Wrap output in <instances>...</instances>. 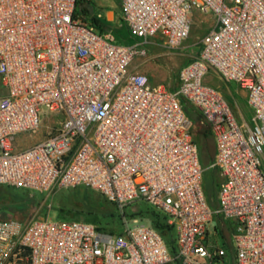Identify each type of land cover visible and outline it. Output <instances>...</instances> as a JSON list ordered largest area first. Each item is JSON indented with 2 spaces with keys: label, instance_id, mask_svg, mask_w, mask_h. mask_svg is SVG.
<instances>
[{
  "label": "built area",
  "instance_id": "built-area-1",
  "mask_svg": "<svg viewBox=\"0 0 264 264\" xmlns=\"http://www.w3.org/2000/svg\"><path fill=\"white\" fill-rule=\"evenodd\" d=\"M117 1L134 44L92 25L111 20L92 0H0V187L50 194L83 185L123 217L115 233L49 215L0 219V264H224L228 249L209 228L215 215L236 264H264V0ZM195 13L213 19L198 55L176 89L153 85L135 58L157 42L181 47ZM210 73L245 91L250 125L207 83ZM188 107L214 139L211 168L223 178L215 211ZM47 121L40 142L18 146ZM140 201L166 216L175 252L158 229L126 219Z\"/></svg>",
  "mask_w": 264,
  "mask_h": 264
},
{
  "label": "rangeland",
  "instance_id": "rangeland-1",
  "mask_svg": "<svg viewBox=\"0 0 264 264\" xmlns=\"http://www.w3.org/2000/svg\"><path fill=\"white\" fill-rule=\"evenodd\" d=\"M91 7L95 14L101 13L104 16L111 14L109 23L112 26V33L117 43H120L122 40H126L129 44L136 42V39L130 35L127 25L119 15L120 6L117 0H92ZM212 26V18L195 13L191 35L181 47L172 49L158 42L154 45H148L147 55L137 56L134 60L133 67L137 66L140 72L146 73L153 85L161 84L167 90L176 89L179 84L178 75L181 67L185 63H189L194 56L198 55L202 46L201 40ZM206 81L208 84L219 88L227 96L230 103L236 106L235 110L236 112H240V118L248 121L250 113L247 105V97L240 91L237 84L225 83L214 73H210ZM4 92V87L0 81V99L4 95ZM188 112L193 117L192 119L195 120L193 131L195 139L200 146L201 162L205 168L203 188L209 204L215 211L218 209V190L223 178L216 169L211 168V156L214 155L215 149L214 139L212 137L205 139L193 110L188 107ZM53 124L54 121H47L41 133L21 135L17 139L18 146L28 148L40 142L43 139V135ZM3 193H9V190L3 188ZM13 193H18L19 197H23V199H30V211L23 215H16L12 212L5 213V209L12 204L13 198L10 196L7 198L0 196V218L2 219L17 218L24 222H29L34 219L45 218L49 215V218L53 221L79 220L100 224L101 222L108 223L109 220H102L99 206L100 204L102 206V202L106 201L94 190L83 185L57 189L50 194L23 190ZM152 209L154 208L145 202H135L124 211V216L129 223L137 221L144 222L147 225H155L158 222L154 218ZM121 222L123 224V220ZM117 225L118 222L115 221L110 224V226L114 227ZM209 228L212 235H214L216 244L218 246L226 245L228 249V255L225 257L224 264H236L231 234L230 232H226L225 240L222 234V221L217 215H215L214 221L210 224Z\"/></svg>",
  "mask_w": 264,
  "mask_h": 264
},
{
  "label": "trees",
  "instance_id": "trees-1",
  "mask_svg": "<svg viewBox=\"0 0 264 264\" xmlns=\"http://www.w3.org/2000/svg\"><path fill=\"white\" fill-rule=\"evenodd\" d=\"M82 10L88 15H90V13L92 12L87 7H84ZM92 25L95 26L96 28H100L102 31L112 30V26L109 22L97 19L96 17H92ZM203 135H204L205 139L207 137H211V134L208 132V130H204ZM214 153H215V149H214ZM213 158H214V155L211 156L212 160H213ZM3 188L9 190V193L4 194ZM21 190H23V189H17V188L10 187V186H1L0 187V196L1 197L7 198L10 196L13 198L12 204L9 205L5 209V211H4L5 213L12 212L13 214H16V215H23V214L28 213L30 211V207H31L30 199H23V197H19L18 193H13L15 191L19 192ZM23 191H28V190H23ZM102 199H104L107 203L102 202V206L99 203L100 204L99 205L100 210H101V218H102V220L103 219L104 220L109 219L108 223H105V222L104 223L101 222L100 224H97L94 222H92V223L100 226L104 230H107V231H110L113 233L120 232L121 227H122V222H121L122 221V219H121L122 214H121L120 210L118 209V207L114 203L108 201L104 197H102ZM152 212L154 213V218H156V220L158 222L157 224L152 225V226L155 227L156 229H158L162 233V235L164 236L168 245L170 246L171 250L173 252H175L176 247H175V230H174V228L167 224V218L165 215H163L159 211H156L155 209H152ZM0 219H2V218H0ZM114 221L118 222V225L116 227L110 226V224Z\"/></svg>",
  "mask_w": 264,
  "mask_h": 264
},
{
  "label": "crops",
  "instance_id": "crops-1",
  "mask_svg": "<svg viewBox=\"0 0 264 264\" xmlns=\"http://www.w3.org/2000/svg\"><path fill=\"white\" fill-rule=\"evenodd\" d=\"M112 14H114V13H112ZM186 64V63H185ZM184 64V65H185ZM182 68V67H181ZM161 85V84H160ZM240 91L243 93V94H245L246 95V93L242 90V89H240ZM225 95V94H224ZM226 96V95H225ZM227 97V96H226ZM246 97H247V95H246ZM228 99V98H227ZM229 100V99H228ZM230 102V101H229ZM231 104V103H230ZM247 105H248V103H247ZM231 106H232V108H233V111H234V114H235V116H236V118H237V120H238V122L239 123H241V124H245V125H250L251 123H252V118H253V112H252V109L249 107V105H248V107H249V113H250V115H249V118H248V121L247 120H244V119H242V118H240L241 117V114H240V112H236V110H235V108H236V106H233L232 104H231ZM201 131L202 132H204L202 129H201Z\"/></svg>",
  "mask_w": 264,
  "mask_h": 264
}]
</instances>
